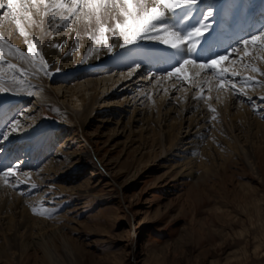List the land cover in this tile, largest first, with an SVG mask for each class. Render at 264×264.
Instances as JSON below:
<instances>
[{"label":"rangeland","instance_id":"374dc122","mask_svg":"<svg viewBox=\"0 0 264 264\" xmlns=\"http://www.w3.org/2000/svg\"><path fill=\"white\" fill-rule=\"evenodd\" d=\"M21 2L29 8V0ZM263 8L255 14L258 28L248 35L218 31L220 51L230 53L242 38L264 28ZM44 9L45 31L50 37L63 34L61 52L75 59L93 33L89 29L100 23L87 9L67 22L60 11ZM111 14H118L113 0L101 10L103 18ZM41 49L36 47L44 56ZM155 49L143 60L146 65H159V55L173 59ZM197 51L199 62L204 54ZM249 51L251 57L225 63L240 73L235 78L237 90L244 89L240 99L230 87L221 89L208 71L183 81L169 78L168 71L150 76L131 63L107 62L101 75L75 78L74 72L49 67L48 76L42 71L28 77L27 68L2 56L3 67L14 65V75L30 90L11 94L4 86L9 94L0 96V132L7 121L20 120L18 132L0 140V264H264V74L256 79L246 67L264 65V51ZM108 76L111 81L98 83ZM126 76V82L118 81ZM89 82H97L95 90ZM187 97L209 108L195 114L193 130L188 126L193 113H164ZM110 99L114 103L106 107ZM153 107L155 121L124 126ZM172 121L180 126L178 137L163 147L164 125ZM197 130L205 134L194 138L197 149L186 155V135ZM9 160L28 175L18 172L6 184ZM17 179L21 183L14 188Z\"/></svg>","mask_w":264,"mask_h":264},{"label":"bare ground","instance_id":"6f19581e","mask_svg":"<svg viewBox=\"0 0 264 264\" xmlns=\"http://www.w3.org/2000/svg\"><path fill=\"white\" fill-rule=\"evenodd\" d=\"M152 2H153V0H147V4L149 7L151 6ZM5 3H6V0H5ZM263 4H264V0H203V3L199 4L198 6H194L190 10V15H188V16H185L184 12L181 11L180 17H183L182 22H181V30H183V28L186 26H191V25L198 26L197 21H199L200 23H207V24L211 25L212 27H214L213 32L208 36L209 41L215 40L214 35L216 33H218L219 30H222L225 28H231V30H236L237 31V35L235 34L236 36L244 37V36L249 34L248 28H250L251 30L258 28L257 25H255V23H257V22H255L254 18H255V14L259 11V8L262 7ZM28 5H29V8H25L23 3H22V6H23L22 12L18 16V18L21 21V26L24 28V30L27 34V37L21 36L19 34V29L16 27L15 22L11 16L5 14V15H3V17L0 18V50H2V53H3L2 56L4 58H7L9 61H17V64L20 65V67L23 66V67L27 68L29 70V73H27L28 77H38L39 74H37V73L42 72L39 70V67H37L35 64L32 63V61H33L32 57L27 56V43L28 42L34 43L36 45V47L40 46L42 48L41 50L43 51L44 57L48 61L49 67L51 69L53 67H55V68L60 69L59 72H66V73L74 72L75 75L72 77H75V78H79V77H81V76H83L89 72L90 73L98 72V74L101 75V73L103 74L104 71L107 70V67L108 68L110 67L107 65L108 64L107 62H109V63L112 62L113 64H116L119 66L126 64V63H129V64L131 63L133 68H136L135 64L139 63L140 67L136 68V69H138V72L140 71L139 69L142 70L145 68V69H147L146 73L150 74V76L159 75V74L163 73L164 71H170L172 69L170 61H167L166 58L161 59L160 58L161 55H159L160 59L156 58V61H158V63L160 64V66L158 68L156 66H154L155 64L154 65H146L145 61H143L145 59V57H147V55L154 54V52L157 51L155 48H161L164 51L168 52L169 54L171 53V56H173L172 61H173V63H175L176 66H178V62L182 61L184 58H186V56L190 57L192 59H194V57H195V55H194L195 51L193 53H186V56H185L182 54H177L173 50L168 49L165 45H162L156 41H151V40L142 41L140 46L143 45L147 49L149 47H154V49H148L147 50V49L139 48V49L129 50L128 52H124L123 49L119 48V44L122 42V38L119 37L118 31L115 30V24L117 22H122L123 17L119 16L118 14H116V15L111 14L110 16H104V18L101 17V20H102L101 23L98 25H94L89 29L93 33H91L87 42L84 41L86 46L84 45L82 52L80 54H78L75 57V59H72V58H70L71 56H67L61 52L64 48H66L65 46H63L65 44V37L62 36L63 34L60 36H56V37H50V35H48L47 32L45 31V27H46V23H47V16H43V10H45L44 4L37 3L34 5L31 3V0H29ZM23 9H27L28 11L25 13L23 11ZM244 10L245 11L247 10V14L244 18L243 17L241 18V15H242ZM0 11H2V10H0ZM209 12L212 13L211 17H208L207 20L201 19L202 17L207 16V14ZM28 15H31V17H32L31 20H29L27 18ZM180 17H175V18L180 19ZM101 26H105V27H108L110 29L109 32L106 33V37H107L108 44L116 46L114 49V52H112V53H109L107 51V47L105 45L97 42L98 39H96V38H97V36H99V28ZM54 41H56L58 43H55ZM8 45H12L13 49L19 48L21 50V52L16 53L13 49H10L8 47ZM56 45H59V47H57ZM74 47H76V46H74ZM220 47H221L220 45L219 46L214 45L212 55H215L217 53H219V54L229 53L226 50L223 52L219 51ZM23 51H26L25 54H23ZM116 52H119V54L116 55L115 54ZM158 52H159V50H158ZM197 52L199 55V53H200L199 50ZM162 53H164V52H162ZM207 55H208L207 53H204V56L202 55L203 58L201 57L202 59L201 60L199 59L200 60L199 62H204L207 59ZM121 58H123L124 61H122ZM153 58H155V57H153ZM142 64H144V66H142ZM256 69H258L259 72H254V71H250V72L252 73L251 75L256 77V79L257 78L259 79V77H262L264 74V65H262L261 67L256 68ZM16 71H17V69L9 68V67H3V65L0 63V77L3 78V81H4L3 86H6L11 92H13V90H14L15 93H23V92L26 93V91L30 90V87L28 85L24 84L18 78V76L14 75V73ZM197 71H198V69H196L193 66L188 67L190 79H192V80L193 79H201L200 77H202V74L204 71H199V75H196ZM205 71L207 72V70H205ZM34 74H37V75H34ZM131 75L132 74H130V76ZM127 79H128V76L123 77L122 79H120L118 81L126 82ZM256 79H255V81H257ZM106 80L111 81V78L109 76H108V78L107 77H105L104 79L101 78L98 81V83H100L102 81H106ZM250 81H252V80H250ZM95 83H97V82H89V84L94 85V87L91 90L96 89ZM97 90H96V92H97ZM238 90H240V89H238ZM238 90L236 92L233 91V93H234V97L238 96L240 99L243 95L239 94ZM233 93H232V96H233ZM245 94H246V90H245ZM44 97H46V96L39 95V98L41 100H43V101L49 100V99H46ZM94 97H92L90 100L91 105H92V102L94 101V99H93ZM190 100H191L190 97H187L186 99H183L181 102L180 101L176 102V104H175L176 107L174 106L173 108H166V111L164 113H165V116H169V115H173V114H175V116H176L178 114L177 110H178V112L193 113L194 119H192V121H190L188 124V126H192V130H193L194 128H196L195 123L198 121V119H196V117H195V114H197V117H198L200 114L202 115L203 113H207L209 108L207 106H205V104L203 105L202 102L197 103V102H192ZM244 100H245V98H244ZM246 100H247V98H246ZM107 101H110V103L106 104L105 105L106 107H109V105H112L114 103L112 101V99L107 100ZM103 103H105V101ZM88 109L89 108H87V110ZM154 111H156L155 107L150 108V110L147 111L145 118H142V119H135V117L134 118L130 117L128 119V121H126V123H124V126H127V125L131 126V123H138V122H143V121H145L146 124L151 122V121H155L156 119H154V117H155V115L153 113ZM160 113L161 112H159V115H156V116H160ZM86 118H87V116L82 117V120H83L82 123L83 124H85ZM170 118H171V116H170ZM164 120H166V119H164ZM0 123H1V121H0ZM108 123H109V119L106 121V124H108ZM119 123L120 122L118 121L117 124H119ZM180 125H182V123H180ZM177 127H178V129H180V126H178L175 121L165 123L164 130H163L165 141H164L163 147H166V145L171 146L174 143V141L178 137L177 133L175 132ZM203 134H205V133L200 131V130H197L195 133L189 132L186 135L187 139H190L189 142L185 143L188 146V147H186V150H185L186 155H188L192 149H194V148L197 149L196 145H198V144H197V140H195V139L201 138ZM14 137H16V136H14ZM157 138L158 137L155 136V138H154L155 142H158ZM192 139H194V140H192ZM9 163H10V160L7 161L5 164L7 165ZM36 187H37V185H36ZM30 189H28V190H30ZM32 190H34V189H32ZM45 235H46V232H45ZM23 238H24V235H23ZM59 240H60V238H59ZM22 241L24 242V240H22ZM18 242L20 243L21 241L18 240ZM64 247L67 248L66 243H64ZM28 250H29V247H28ZM26 251H27V249H26ZM51 253L53 254V251ZM67 254L68 253H66V255ZM70 256H73V255H70ZM53 257H55V256H53ZM54 260H56V259H54ZM81 263H79V264H81Z\"/></svg>","mask_w":264,"mask_h":264},{"label":"snow or ice","instance_id":"6c2138e0","mask_svg":"<svg viewBox=\"0 0 264 264\" xmlns=\"http://www.w3.org/2000/svg\"><path fill=\"white\" fill-rule=\"evenodd\" d=\"M32 4H44L45 8H53L63 14L64 20L67 22L69 16L79 17L82 10L87 9V15L95 16L97 23H101V10L109 4V0H68L65 3L64 0H31ZM203 3V0H153L151 6L147 4V0H113V8L118 9V15L123 17L122 22L115 24V30L118 31L119 37L122 38V42L119 44V48L124 52H128L132 49H139L141 42L145 40L156 41L162 45H165L168 49L173 50L177 54L186 56V53H193L197 49L200 53H207V59L204 62H198L196 59L190 57L184 58L178 62V66H173L170 71L167 72L169 78L176 77L179 80L188 81L190 79L188 67L193 66L198 71L196 75H199V71L207 70L210 74H214L219 80V87L224 89L226 86L230 87L233 91H237L236 77L240 76L238 71L231 70L230 67L225 66L227 62L229 65L236 64L237 60L231 57H236L243 61L245 57H251L252 52L250 48H259L264 51V28L252 34L248 38H242L239 41V47H233L230 53L215 54L213 53V46L219 42V38L209 41L208 36L213 32L214 27L207 23H200L197 21L198 26L191 25L186 26L181 30V22L183 17H180L181 11L185 16L190 15V10L194 6H198ZM21 0H0V15H9L15 22L16 27L19 29L21 36L27 37L24 28L21 26V21L18 18L22 12ZM26 13L28 10L23 9ZM47 11L45 15H47ZM212 13L209 12L207 16L201 19L207 20L211 17ZM175 17H180L176 19ZM32 19L31 15L27 17ZM109 28L101 26L99 28V37L97 42L107 47L109 53L114 52L115 45L108 44L106 33L109 32ZM202 41V42H201ZM59 47V45H56ZM10 49H13L12 45H8ZM16 53H20L19 48L13 49ZM243 52L241 56L240 53ZM116 55L119 52L115 53ZM2 50H0V59H2ZM27 56L32 57L33 61L38 64L39 70L43 71L46 76L50 75L49 63L45 57L36 51V45L34 43H27ZM122 61L123 58H121ZM10 68H15L14 65H9ZM136 68H139V63L135 64ZM254 72H259L258 69L252 68L251 65H246ZM52 71L59 73V68H52ZM246 82L251 80L250 77H241ZM3 78L0 77V96L9 94L8 90L3 86ZM11 94H15V91ZM239 94L243 95V88L239 90ZM261 99H264L262 97ZM212 112L216 110L211 109ZM213 120L216 116L212 117ZM20 128V120L16 117L7 121L3 126L2 132H0V140L9 141L12 137V133L18 132ZM7 170L3 173L5 183H8V177H17L18 172L27 176V173H23L19 165L7 164ZM21 183L18 179L12 183V187H16ZM32 187H35L34 185ZM36 212L35 209H33ZM41 214V213H37Z\"/></svg>","mask_w":264,"mask_h":264}]
</instances>
